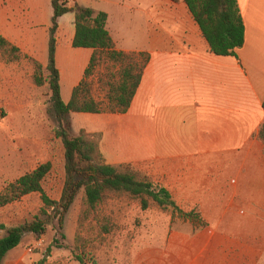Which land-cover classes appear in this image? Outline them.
<instances>
[{"label":"crops","instance_id":"1","mask_svg":"<svg viewBox=\"0 0 264 264\" xmlns=\"http://www.w3.org/2000/svg\"><path fill=\"white\" fill-rule=\"evenodd\" d=\"M52 1L0 0V35L18 48L25 39L29 54L39 53L40 44L44 54ZM68 1L106 13L117 50L150 56L126 114L83 115L89 131L102 134L106 164L147 169L184 213L202 220L171 234L156 264H264V176L231 177L227 167L217 176L199 175L214 153L264 146V0H238L245 44L236 57L210 52L183 0ZM74 21L73 12L60 18L56 36L65 103L94 53L72 46Z\"/></svg>","mask_w":264,"mask_h":264},{"label":"rangeland","instance_id":"2","mask_svg":"<svg viewBox=\"0 0 264 264\" xmlns=\"http://www.w3.org/2000/svg\"><path fill=\"white\" fill-rule=\"evenodd\" d=\"M51 8L49 5L50 14ZM39 10L45 15L46 7ZM21 42L19 61L8 62L9 57L0 51V193L23 175L50 162L52 170L43 187L51 200L59 201L66 177L65 151L55 135L58 124L50 112L49 85L38 86L34 82L33 61L43 66L39 74L43 79L49 75L45 70L48 49L42 54L38 44L39 53L29 54L27 41ZM105 76L104 67L92 76L94 97L98 101L106 99L102 82ZM87 117L72 115L74 134L81 130L101 134L89 131L93 128ZM210 163L208 169L200 167L199 175L217 176L227 167L231 177L264 176V146L249 152L214 153ZM136 170L142 176L153 177L147 169ZM151 180L160 185L154 178ZM83 197V193L78 196L62 229L57 219L51 218L44 236L26 234L22 243L7 254L3 264H156L160 247L171 234L193 230L199 224L155 204L143 210L139 201L128 198L110 199L97 210H90L84 206ZM42 208L41 195L32 194L0 209V239L9 229L34 221Z\"/></svg>","mask_w":264,"mask_h":264},{"label":"trees","instance_id":"3","mask_svg":"<svg viewBox=\"0 0 264 264\" xmlns=\"http://www.w3.org/2000/svg\"><path fill=\"white\" fill-rule=\"evenodd\" d=\"M210 52L219 57H236V51L245 44V25L238 0H183ZM53 16L49 29L48 77L39 74L43 66L35 62L34 82L38 86L49 85L51 92L50 112L55 116L58 128L56 138L62 141L65 151V183L59 201H53L45 193L43 184L51 173L52 163L40 165L9 184L0 193V209L21 201L32 194H40L43 208L31 223L13 227L0 239V264L7 254L18 247L26 234L38 237L47 233L51 218L57 219L62 229L65 218L78 196L83 193V204L97 210L110 199L128 198L139 201L143 210L152 204L162 210L172 209L185 219L202 220L196 212L184 213L167 189L142 176L131 164L108 165L101 153V134L81 130L78 135L72 128L73 114H126L140 87L142 76L150 61L146 53H126L116 49L107 28L108 15L89 8L70 7L68 0L52 1ZM75 14V35L72 46L76 49L94 51L84 79L65 103L62 99L60 73L57 68V32L59 19L69 13ZM0 51L9 57L8 62L19 61L21 50L0 35ZM104 67L106 76L103 85L106 99L94 97L92 76ZM264 143V125L259 134ZM52 211V216L49 212ZM40 264H43L41 262Z\"/></svg>","mask_w":264,"mask_h":264}]
</instances>
